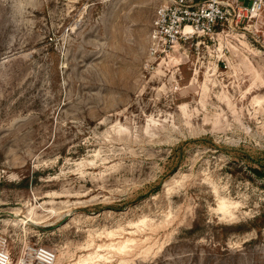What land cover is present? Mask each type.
I'll list each match as a JSON object with an SVG mask.
<instances>
[{
  "label": "rangeland",
  "instance_id": "1",
  "mask_svg": "<svg viewBox=\"0 0 264 264\" xmlns=\"http://www.w3.org/2000/svg\"><path fill=\"white\" fill-rule=\"evenodd\" d=\"M171 2L0 0L15 261L32 245L57 264H264V14L172 44Z\"/></svg>",
  "mask_w": 264,
  "mask_h": 264
},
{
  "label": "built area",
  "instance_id": "2",
  "mask_svg": "<svg viewBox=\"0 0 264 264\" xmlns=\"http://www.w3.org/2000/svg\"><path fill=\"white\" fill-rule=\"evenodd\" d=\"M264 14V0H172L158 10L156 26L169 43L188 42L198 35L217 36L237 24L253 22ZM57 251L46 246H29L17 261L6 239L0 238V264H55Z\"/></svg>",
  "mask_w": 264,
  "mask_h": 264
},
{
  "label": "bare ground",
  "instance_id": "3",
  "mask_svg": "<svg viewBox=\"0 0 264 264\" xmlns=\"http://www.w3.org/2000/svg\"><path fill=\"white\" fill-rule=\"evenodd\" d=\"M18 213V212H17ZM19 214V213H18ZM28 219L29 220H22L21 221V223H23V224H25V225H27L28 223H32V222H35V223H38L37 221L38 220H36L34 217H33V213L32 212H30V214L28 215ZM127 242H131L130 240H128ZM119 251H122V247L121 248H119ZM58 260V259H57ZM55 264H57V261H56V263Z\"/></svg>",
  "mask_w": 264,
  "mask_h": 264
},
{
  "label": "trees",
  "instance_id": "4",
  "mask_svg": "<svg viewBox=\"0 0 264 264\" xmlns=\"http://www.w3.org/2000/svg\"><path fill=\"white\" fill-rule=\"evenodd\" d=\"M255 173L259 174L260 176H264V174H260L257 170H255Z\"/></svg>",
  "mask_w": 264,
  "mask_h": 264
}]
</instances>
